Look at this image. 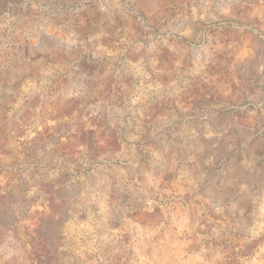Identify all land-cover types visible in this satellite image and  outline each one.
<instances>
[{
    "label": "rangeland",
    "instance_id": "obj_1",
    "mask_svg": "<svg viewBox=\"0 0 264 264\" xmlns=\"http://www.w3.org/2000/svg\"><path fill=\"white\" fill-rule=\"evenodd\" d=\"M0 264H264V0H0Z\"/></svg>",
    "mask_w": 264,
    "mask_h": 264
},
{
    "label": "water",
    "instance_id": "obj_2",
    "mask_svg": "<svg viewBox=\"0 0 264 264\" xmlns=\"http://www.w3.org/2000/svg\"><path fill=\"white\" fill-rule=\"evenodd\" d=\"M48 39L54 44V45H59L62 42L58 39L52 38V37H48Z\"/></svg>",
    "mask_w": 264,
    "mask_h": 264
}]
</instances>
